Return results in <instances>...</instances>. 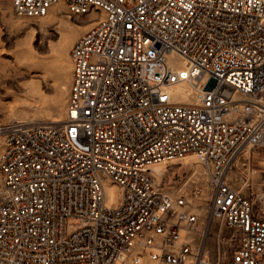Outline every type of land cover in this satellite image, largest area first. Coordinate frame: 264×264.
<instances>
[{
  "label": "built area",
  "instance_id": "2783aa9c",
  "mask_svg": "<svg viewBox=\"0 0 264 264\" xmlns=\"http://www.w3.org/2000/svg\"><path fill=\"white\" fill-rule=\"evenodd\" d=\"M7 1L29 17L60 3L97 15L70 51L64 118L0 126V264H264L249 166L264 148V0ZM189 155L203 172L165 184L151 169ZM196 198L233 231L228 257L223 236L209 256Z\"/></svg>",
  "mask_w": 264,
  "mask_h": 264
},
{
  "label": "rangeland",
  "instance_id": "374dc122",
  "mask_svg": "<svg viewBox=\"0 0 264 264\" xmlns=\"http://www.w3.org/2000/svg\"><path fill=\"white\" fill-rule=\"evenodd\" d=\"M91 23L89 15L70 14L67 6L62 3L52 6L44 16L29 17L14 12L9 1L0 0L1 127L10 123L32 125L64 118L72 81L71 47ZM2 145L3 132H0V153ZM250 155L249 166L253 168V180L264 186V148H253ZM165 166L166 163L161 162L153 167L158 180L167 168ZM188 168L196 169V173L203 170L194 156L173 160L168 165L169 177L164 179V183L182 179ZM243 168L239 164L231 171L232 183L237 187L242 184ZM206 176L201 178V188L204 190ZM1 188L0 173V196ZM195 203L194 210L202 213L199 230L206 232L209 256L215 257L219 239L223 236L225 239L221 250L227 252L228 257L232 252L228 238L233 231L212 217L204 199L196 198ZM69 222L75 224L79 219L71 218Z\"/></svg>",
  "mask_w": 264,
  "mask_h": 264
},
{
  "label": "bare ground",
  "instance_id": "6f19581e",
  "mask_svg": "<svg viewBox=\"0 0 264 264\" xmlns=\"http://www.w3.org/2000/svg\"><path fill=\"white\" fill-rule=\"evenodd\" d=\"M89 15V18H91V20H92V23H91V26L94 24V22H95V17H96V15H97V13H89L88 14ZM90 26V27H91ZM89 27V28H90ZM88 28V29H89ZM87 29V30H88ZM73 45V44H72ZM72 48V47H71ZM70 58H71V55H70ZM72 62V61H71ZM173 92H174V95L175 96H177V98L178 99H181V100H190V96L188 95V93H187V84H185V83H181V84H179V85H177L176 87H174L173 88ZM59 120L58 119H53L51 122H58ZM36 123H40V122H36ZM23 124V123H22ZM28 124V123H27ZM189 156H194L195 157V159H196V163H198L200 166H201V169H203V170H201V171H199V172H203L204 171V169H205V167H204V164L199 160V158L196 156V155H189ZM161 162H157V163H153L152 165H151V169L154 171V166H156L157 164H160ZM166 163V162H165ZM165 167H167V166H165ZM167 169V168H166ZM166 169H165V171H166ZM194 170H196V169H194ZM165 171H163L162 172V174L165 172ZM197 172V171H196ZM154 174H155V172H154ZM162 174H161V178H160V181H161V179H162ZM158 176H160V175H158ZM117 186V188H118V191H117V188H116V186ZM106 190H107V198H108V203H109V205L112 203V202H115L116 201V199H117V197H118V195H119V187H118V185L117 184H115V183H109V184H107V186H106Z\"/></svg>",
  "mask_w": 264,
  "mask_h": 264
}]
</instances>
